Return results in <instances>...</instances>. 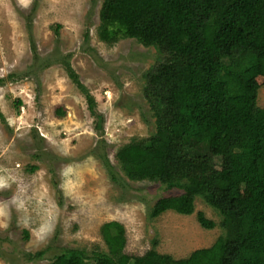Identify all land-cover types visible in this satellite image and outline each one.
I'll use <instances>...</instances> for the list:
<instances>
[{
	"label": "rangeland",
	"instance_id": "1",
	"mask_svg": "<svg viewBox=\"0 0 264 264\" xmlns=\"http://www.w3.org/2000/svg\"><path fill=\"white\" fill-rule=\"evenodd\" d=\"M102 1L0 0V264H48L63 248L107 252L99 228L111 220L132 256L154 249L182 258L225 233L201 197L191 214L152 217L158 198L181 190L122 172L116 150L154 130L143 89L159 53L134 38L100 40ZM256 103L264 108V86ZM197 211L215 226L201 227Z\"/></svg>",
	"mask_w": 264,
	"mask_h": 264
},
{
	"label": "trees",
	"instance_id": "2",
	"mask_svg": "<svg viewBox=\"0 0 264 264\" xmlns=\"http://www.w3.org/2000/svg\"><path fill=\"white\" fill-rule=\"evenodd\" d=\"M97 35L108 43L134 38L159 53L143 89L154 130L116 150L122 172L181 190L158 198L152 217L191 214L201 197L225 233L182 258L154 249L132 256L124 252V227L111 220L99 228L107 252L63 248L48 264H264V108L256 103L264 86V0H103ZM65 72L83 89L69 65ZM85 98L102 134L93 99ZM196 220L215 226L202 211Z\"/></svg>",
	"mask_w": 264,
	"mask_h": 264
}]
</instances>
